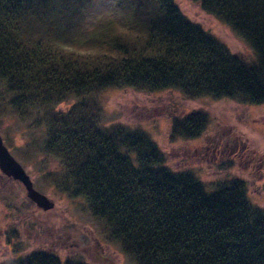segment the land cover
Listing matches in <instances>:
<instances>
[{
    "label": "trees",
    "instance_id": "obj_1",
    "mask_svg": "<svg viewBox=\"0 0 264 264\" xmlns=\"http://www.w3.org/2000/svg\"><path fill=\"white\" fill-rule=\"evenodd\" d=\"M84 1L0 0V86L15 113L40 111L65 190L134 264H264V209L248 198L247 180L210 187L172 169L140 129L102 124L82 104L51 108L108 87L264 103V0H190L243 39L250 58L189 20L177 0H127L125 17L80 32ZM166 114L171 142L208 126L200 110ZM53 263L43 251L18 262Z\"/></svg>",
    "mask_w": 264,
    "mask_h": 264
},
{
    "label": "rangeland",
    "instance_id": "obj_2",
    "mask_svg": "<svg viewBox=\"0 0 264 264\" xmlns=\"http://www.w3.org/2000/svg\"><path fill=\"white\" fill-rule=\"evenodd\" d=\"M177 4L189 20L222 41L232 53L250 58L251 49L230 27L190 0H177ZM78 14L76 28L85 32L109 19L125 17L127 0H86ZM3 91L0 86V135L4 145L31 178L33 187L53 201V207L38 208L26 197L20 183L0 171V264H18L36 251L55 257L60 264H134L120 245L108 238L103 222L90 214L85 200L65 190L67 178L62 163L44 148L40 111L20 116L7 104ZM80 104L86 109L94 107L102 124L140 129L166 153L172 169L191 171L210 187L235 177L247 180L248 198L264 209V103L188 99L177 91L148 93L108 87L51 108ZM195 110L207 114V129L196 139L171 142L166 112L179 115ZM95 251L103 261L90 258Z\"/></svg>",
    "mask_w": 264,
    "mask_h": 264
},
{
    "label": "water",
    "instance_id": "obj_3",
    "mask_svg": "<svg viewBox=\"0 0 264 264\" xmlns=\"http://www.w3.org/2000/svg\"><path fill=\"white\" fill-rule=\"evenodd\" d=\"M0 171L12 180L17 181L25 190L26 197L38 208L47 210L53 207L51 201L43 193L33 187L32 180L21 164L11 155L0 135Z\"/></svg>",
    "mask_w": 264,
    "mask_h": 264
}]
</instances>
